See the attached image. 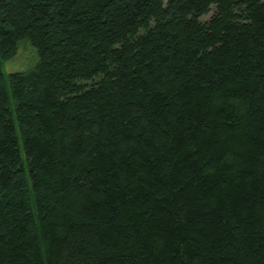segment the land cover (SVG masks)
<instances>
[{
	"label": "trees",
	"instance_id": "1",
	"mask_svg": "<svg viewBox=\"0 0 264 264\" xmlns=\"http://www.w3.org/2000/svg\"><path fill=\"white\" fill-rule=\"evenodd\" d=\"M0 264H264V0H0Z\"/></svg>",
	"mask_w": 264,
	"mask_h": 264
},
{
	"label": "rangeland",
	"instance_id": "2",
	"mask_svg": "<svg viewBox=\"0 0 264 264\" xmlns=\"http://www.w3.org/2000/svg\"><path fill=\"white\" fill-rule=\"evenodd\" d=\"M33 54L35 55L34 60ZM36 61L37 54L35 48L29 42L22 41L18 45V49L14 57L4 62L3 70L5 75L12 72L30 70L35 66Z\"/></svg>",
	"mask_w": 264,
	"mask_h": 264
}]
</instances>
